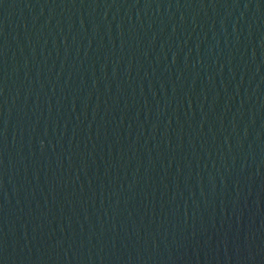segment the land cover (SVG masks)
I'll list each match as a JSON object with an SVG mask.
<instances>
[{"label":"water","instance_id":"obj_1","mask_svg":"<svg viewBox=\"0 0 264 264\" xmlns=\"http://www.w3.org/2000/svg\"><path fill=\"white\" fill-rule=\"evenodd\" d=\"M0 264H264V0H0Z\"/></svg>","mask_w":264,"mask_h":264}]
</instances>
